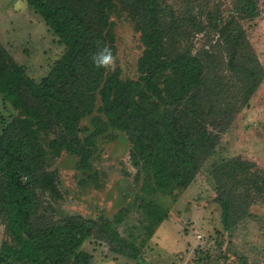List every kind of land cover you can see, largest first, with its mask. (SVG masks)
Here are the masks:
<instances>
[{"label":"trees","instance_id":"obj_1","mask_svg":"<svg viewBox=\"0 0 264 264\" xmlns=\"http://www.w3.org/2000/svg\"><path fill=\"white\" fill-rule=\"evenodd\" d=\"M65 46L50 72L31 77L0 42V96L12 113L0 134V222L11 240L1 264H91L84 243L96 237L113 251L137 258L169 218L162 196H177L206 171L232 230L264 201V169L240 156L216 158L222 134L234 123L264 81L260 61L242 23L261 14L258 0H235L227 17L197 9L196 0H27ZM124 6L133 16L144 50L139 76L97 69L98 44L116 56L114 14ZM208 15L206 16V14ZM196 49L201 34L211 42ZM91 117V124L83 121ZM123 132L139 186L142 240L123 238L115 218L80 213L55 219L41 192L59 195L56 159L77 156L81 185L96 184L93 157L101 136ZM116 136V135H115ZM115 136L113 138L115 139ZM91 172V173H89Z\"/></svg>","mask_w":264,"mask_h":264},{"label":"rangeland","instance_id":"obj_2","mask_svg":"<svg viewBox=\"0 0 264 264\" xmlns=\"http://www.w3.org/2000/svg\"><path fill=\"white\" fill-rule=\"evenodd\" d=\"M182 1L168 0V3ZM258 3L261 14L253 19H243L242 23L264 65V0H258ZM27 5V0H0V42L31 77L40 81L63 54L65 46ZM118 5L113 17L117 36L115 69L120 68L123 77L136 79L139 76L138 60L144 47L130 10ZM196 5L197 9L203 5L207 11L226 17L235 10V0H196ZM217 37L213 31L209 42L203 35H197L196 49L215 45ZM5 103L0 96V134L12 113ZM83 124L90 125L91 117ZM235 156L254 161L264 169V81L249 106L222 134L216 158ZM77 161V156L67 153L56 159L52 168L58 169L60 194L40 193L48 214L55 219L78 213L114 219L121 208L129 207L124 221L115 226L123 238L139 243L144 216L136 206L139 186L134 180L137 170L130 159L126 135L119 130H110L100 137L91 171L100 172L98 183L81 185L80 179L86 175L76 169ZM160 200L169 205L170 216L156 229L139 257L117 253L108 242L93 237L83 245V249L93 255L91 264H264V201L254 204L251 215L227 231L222 222V208L216 201L214 183L206 171L177 196L166 195ZM8 240L11 237L0 222V253Z\"/></svg>","mask_w":264,"mask_h":264},{"label":"clouds","instance_id":"obj_3","mask_svg":"<svg viewBox=\"0 0 264 264\" xmlns=\"http://www.w3.org/2000/svg\"><path fill=\"white\" fill-rule=\"evenodd\" d=\"M98 50L94 52L90 59L93 66L97 69L106 71H114L117 66V57L114 55L112 49L107 45H99Z\"/></svg>","mask_w":264,"mask_h":264},{"label":"crops","instance_id":"obj_4","mask_svg":"<svg viewBox=\"0 0 264 264\" xmlns=\"http://www.w3.org/2000/svg\"><path fill=\"white\" fill-rule=\"evenodd\" d=\"M27 7H29L28 9L30 10V6H29V5H27ZM29 10H28V11H29Z\"/></svg>","mask_w":264,"mask_h":264}]
</instances>
